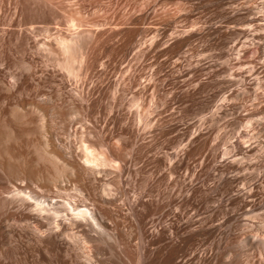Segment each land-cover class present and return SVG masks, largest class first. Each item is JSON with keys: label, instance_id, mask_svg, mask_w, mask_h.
<instances>
[{"label": "bare ground", "instance_id": "6f19581e", "mask_svg": "<svg viewBox=\"0 0 264 264\" xmlns=\"http://www.w3.org/2000/svg\"><path fill=\"white\" fill-rule=\"evenodd\" d=\"M194 2L220 8L233 0ZM249 6L233 9L250 27L232 29L229 41L218 23L200 33L172 20L149 29L148 43L129 39L127 50L142 57L166 43L177 62L200 34L223 44L220 65L178 64L161 103L164 123L155 94L142 108L161 64L145 76L103 71L95 82L82 34L50 38L46 23L39 38L31 21H18L13 44L0 47V264H264V170L248 181L238 172L247 163L216 160L205 150L210 135L202 127L189 132L174 110L205 106L215 87L227 92L219 110L244 111L252 95L246 116L257 128L244 134L264 137V14ZM240 143L233 156L254 150ZM247 214L261 223L249 224Z\"/></svg>", "mask_w": 264, "mask_h": 264}, {"label": "rangeland", "instance_id": "374dc122", "mask_svg": "<svg viewBox=\"0 0 264 264\" xmlns=\"http://www.w3.org/2000/svg\"><path fill=\"white\" fill-rule=\"evenodd\" d=\"M194 1L193 0H0V29H2V31H4L5 28L7 29L5 30L6 31L5 33L0 31V47L5 45L9 46V44L10 45L13 44L14 35H12L11 33L14 32L13 34H15V31L18 30V26L16 25L18 21H31L33 23V26L36 28V31L40 33L39 34L40 36H38L39 38L44 37V34L39 31V28L46 23L49 26L48 34L50 35V38H53L54 36H56V34L57 35L61 34L62 36H68L71 35V33L75 34V32H78V34H82L83 36L81 38L82 53L85 55L84 67L89 65L88 66V68L90 69L89 71L92 73V78L95 82H98V80L100 79L99 76L103 73V71L107 72L109 70L110 71V72L108 71L109 73L117 75L119 73H122L124 70H128L132 73H135L136 75L144 74L145 76V75H149L152 69L157 68V64L159 65L161 64L162 66L158 71V75L157 76L154 75L153 80L151 79L152 83L150 82L151 84L150 89L148 90V93L147 92L145 93V97H143L144 102H142V104L144 103L145 104L142 106V108L144 110L149 107V97L151 96V94H155L158 103H160V112H159L160 118L158 117L159 123H164L168 119L169 111L167 110V108L164 107V105L162 106L161 103L163 104V102L165 101L164 99L166 98L167 90L168 89L171 90L174 87V83H171L175 81L174 71L179 67L180 64H181L180 66L183 67L184 65L187 64L188 61H191L192 63H196L197 61L205 62L211 59L213 62H216L215 63L216 65H220L222 62L221 52L223 49L222 47L223 44L219 42L212 43L213 41L206 39V37H204L203 34H200L202 35V38L201 36L200 37L198 36V38L194 39L195 41H192L191 45L189 44L183 50L184 53L180 52L179 55L180 58L178 59L179 61L177 62L176 56L172 57L170 53L164 50L166 47V43L160 45L161 47L159 46L156 51L154 50H150L149 52L147 51L145 54H143L142 57L141 53L138 54L137 48H135V50L132 49L133 51L130 50L129 48L127 50L128 45L126 44H128L129 39L131 37L133 38V36L134 39L138 38L135 40L143 39L142 41H144V39H146V36L150 39L151 37L149 35H153V33L147 32L149 29L153 28L154 25L155 26L158 25V23H160L159 25H163L167 21L169 22L172 20L174 27L180 28V30L196 29L200 33L204 31V27L206 25L218 23L222 26V30H225L223 32L227 34L226 36L228 38L227 41H229L236 38L237 36L236 32L234 34L232 29L234 30L235 28V30H238L241 28V26L242 28L250 27L247 24L244 25V23L242 22L241 15H239L240 16L239 17L237 14H235L236 16L233 14L234 8L248 7V5H250L251 8H253L252 10L253 12L258 11L259 13L264 14V0H233V3L222 6L220 7L221 9L219 7H210V8L197 7L195 6L196 2ZM192 2L195 3V5ZM223 9H225L226 12H224L225 10ZM145 10L148 12L150 10L149 15L146 17V19L143 17V14L146 12ZM227 11L229 12V14L227 13ZM71 17L72 18L74 17V19L76 18L75 25L73 26L69 25L68 23L69 22L68 19ZM208 20L210 22H208ZM203 24L205 25L203 26ZM192 26L194 27L192 28ZM10 27H12L13 29H11ZM144 30L146 33H144ZM131 33H133V35ZM169 35L170 32L167 33L165 37H163V39L167 40ZM149 39H146L147 43ZM210 42L211 44H209ZM158 50H162V51L160 52L161 54L159 53L157 55L156 52ZM181 55H185V57H181ZM169 57L173 59H170ZM212 58L215 60H213ZM101 61L103 64L101 63ZM106 61L109 62V64ZM135 62L137 65L135 64ZM247 66L248 64L242 65V67H247ZM133 67L135 68L136 71L133 70L134 69ZM172 72H174V75ZM85 86L86 85H84V89ZM234 86L235 88L237 87L236 82L233 83V85L228 88V92L235 89ZM214 89L209 90L210 92H208V97H204L207 98V104L205 106H196V108L193 107L191 109L190 105L188 106L187 104H183V105L179 104L180 107H178L179 105L177 104L176 105L177 107L175 106L174 109L176 111L177 119L182 120L187 124H189L190 126L189 132H194L198 127L199 128L202 127L201 128L202 131L204 130L205 133H208L210 135L209 143H208L210 146L208 145L207 149L205 150L210 154V156L211 155L215 156L216 160L223 161L226 157L225 160L227 161L230 160L232 161L234 160V162L242 161L240 163H243V165L247 163V169L240 171L238 170V172L239 174L246 176L249 181L252 178H254L258 170L261 171L264 170V141H263L264 137H260L262 138L261 140L258 137L249 138L244 134L246 130L252 133L254 132V130L256 131L257 128L255 119L246 116V112L250 110V108H252L253 106L252 101L254 100V98L252 95H250V97H248L249 100L245 99L244 101L245 107H243L244 111L241 110L240 108L233 109V111H231L232 109L219 110L217 106L225 101L224 98L227 92H225V89H219L218 87H215ZM260 89L261 91H264V88L261 87ZM216 91H218L217 96L212 97V92L214 93ZM262 104H264V101H262ZM239 115H241L240 116L241 118L239 117ZM235 116L237 119L235 118ZM210 119H212V121H210ZM130 126H133V124H131ZM210 130L212 131L210 132ZM189 134L190 133L186 134L185 136L188 137ZM146 136L150 138L149 134H147ZM148 137H146L147 140L149 139ZM161 137L164 138L163 136ZM162 138L161 140H163ZM233 142L234 144H238L241 142L240 143L241 145L250 144L254 150H252L253 152L252 151L248 152L244 156L241 154H236L235 156H233L232 155L234 150ZM165 146L166 145L164 144V147ZM168 147L172 148L174 147V145L167 146L165 149H167ZM237 158L240 159L238 160ZM211 162L212 160L208 163L209 164L208 169L211 166ZM211 179L212 176L210 175L208 181H211ZM254 216H250L249 214H247V218H248L247 222H249V224H256V225L260 224L263 217L261 216L259 217V215H254ZM251 219L252 221L250 222L249 220Z\"/></svg>", "mask_w": 264, "mask_h": 264}]
</instances>
